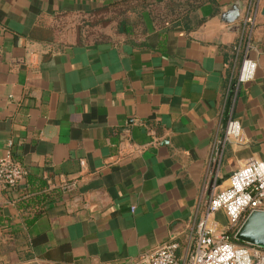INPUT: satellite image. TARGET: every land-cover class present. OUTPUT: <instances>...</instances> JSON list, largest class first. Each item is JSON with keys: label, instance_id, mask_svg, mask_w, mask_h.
<instances>
[{"label": "crops", "instance_id": "crops-1", "mask_svg": "<svg viewBox=\"0 0 264 264\" xmlns=\"http://www.w3.org/2000/svg\"><path fill=\"white\" fill-rule=\"evenodd\" d=\"M122 1L0 0V151L28 170L0 183V264H138L171 240L183 259L210 198L264 161V0H182L196 9L179 27L145 11L86 39L85 16ZM244 2L257 73L235 101L246 39L220 11ZM231 116L245 146L221 141Z\"/></svg>", "mask_w": 264, "mask_h": 264}, {"label": "built area", "instance_id": "built-area-1", "mask_svg": "<svg viewBox=\"0 0 264 264\" xmlns=\"http://www.w3.org/2000/svg\"><path fill=\"white\" fill-rule=\"evenodd\" d=\"M257 14V9L250 5L241 21L243 37L246 39L244 57L239 74L231 81L229 89V95L235 101L242 87L256 77L257 63L251 54L254 50L252 34ZM235 51L239 52L240 48H235ZM221 141L224 146H245L248 143L243 127L232 116L226 121ZM11 146L0 151V183L17 189L27 178L28 170L15 161ZM48 189H56L53 182L48 183ZM219 212L226 215V228L221 227L215 219ZM253 212H264V161L249 159L232 174L228 187L208 201L185 258L178 257L180 244L171 240L151 254L143 255L138 264H264V249L239 245L234 241L236 232Z\"/></svg>", "mask_w": 264, "mask_h": 264}, {"label": "trees", "instance_id": "trees-1", "mask_svg": "<svg viewBox=\"0 0 264 264\" xmlns=\"http://www.w3.org/2000/svg\"><path fill=\"white\" fill-rule=\"evenodd\" d=\"M196 9V4L188 3L184 6L182 0H162L158 3L149 4L147 0H124L118 4L110 7L93 11L85 16L81 24L78 26L79 30L86 39L96 36L97 28H106L111 26L113 23H117L118 29L127 34L130 31L139 29L142 25V14L145 11H149L150 15L158 27H179L183 21H185L187 14L193 12ZM130 15L135 17L132 20ZM29 185H38L41 190L40 193L44 194L45 186L47 187V180L43 181L40 179H33L28 177ZM37 193V192H36ZM43 196H41L42 198ZM45 198L48 196L44 195ZM39 217L38 212L35 214L33 220L27 221V225L31 226L35 222L36 218ZM239 245H244L237 242Z\"/></svg>", "mask_w": 264, "mask_h": 264}, {"label": "water", "instance_id": "water-1", "mask_svg": "<svg viewBox=\"0 0 264 264\" xmlns=\"http://www.w3.org/2000/svg\"><path fill=\"white\" fill-rule=\"evenodd\" d=\"M248 5L245 2L233 3L221 9V21L230 29L241 30V21L246 15ZM234 239L244 245L264 249V212L251 213L236 232Z\"/></svg>", "mask_w": 264, "mask_h": 264}]
</instances>
